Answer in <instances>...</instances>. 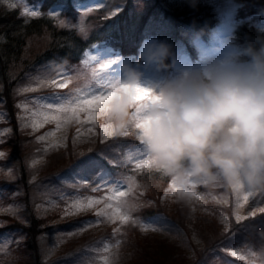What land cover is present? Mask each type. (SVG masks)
Returning <instances> with one entry per match:
<instances>
[{
    "label": "rangeland",
    "instance_id": "1",
    "mask_svg": "<svg viewBox=\"0 0 264 264\" xmlns=\"http://www.w3.org/2000/svg\"><path fill=\"white\" fill-rule=\"evenodd\" d=\"M174 1L209 3L214 9L218 25L209 38L207 48L201 47L200 42H194L193 51L184 52L187 56L178 52L179 57L172 64L170 75L162 74L154 62H146L141 58L140 54L145 51L142 46L138 54L142 61L134 62L135 57L108 58L110 51L96 45L83 54L78 64L63 68L53 62L41 64V60L35 61L51 42L47 30H36L35 34H29L24 40L20 56L7 71L6 82L0 84V153H3L0 157V264H25L22 258L28 254L17 250L25 237L20 231L7 227L10 219L26 223L25 194L31 212L39 218H47L51 227L66 221L72 223L62 233L42 237L39 244L41 264H53V261L55 264L71 263L72 255L65 262L60 260L59 263L58 259L81 242L87 244L85 258L75 263L73 261V264H104L106 258L109 264H189V261L195 260L197 251L202 253L233 223L237 225L236 231L229 240H223L215 246L216 256L222 258L223 254L225 258L234 257L244 264H264V212L260 211L264 209V192H251L249 195L247 190L237 192L223 185L210 187L198 184L192 190V197L181 198L169 187V177L164 176L163 186L161 174L151 167H134L135 161L143 155V145L132 128L128 129L126 137L116 135L104 140L102 127L109 122L98 110L91 112L95 121L90 119L87 111L79 112V120L73 117L67 123L64 120L71 113H49L60 116V128H57L56 121L45 123L35 131L31 126L34 120L42 122V114L48 112L46 105L56 97L64 98L57 102H67L78 95L94 91L100 80L109 83L122 81L126 62V67L137 72L140 68V86L158 91L163 83L181 73H208L218 64L240 60L242 53L231 44L232 32L239 23L237 6L232 0ZM41 2L0 0V6L15 9L28 20L33 17L24 15V9L40 12ZM104 2L74 0L72 12L67 6V10H64L61 5H57L49 7L45 13L48 12L61 26L74 27L84 37L83 21L86 14ZM121 5L113 7L112 13H116ZM53 8L56 9L55 13L52 12ZM76 10L78 15L75 14ZM250 16L245 23L256 30H264V19ZM73 19H76L75 23ZM101 64L107 67L98 71ZM52 81L56 84L53 85ZM61 83L67 86L58 87ZM24 88L35 90L22 92ZM18 104L26 107L18 108ZM9 115L14 118V123L10 121ZM25 123L28 127L23 126ZM14 124L25 141L22 145L18 141L17 151L7 149L9 140L14 137ZM52 132L55 136L48 135ZM41 136L45 139L40 140ZM53 143L60 146L53 147ZM22 148L26 149L24 156L21 154ZM129 155L133 157L131 162L128 160ZM33 160L40 163L30 167ZM88 161L98 162L107 171L105 179L110 183L97 188L101 180L97 178L96 168L86 166ZM73 164L75 173L61 177V181L58 171ZM114 165L118 167L116 175H109L114 169L108 166ZM24 184H27L26 190ZM113 188L127 192L123 199L132 208L130 220L123 224L119 218L109 219L116 207V201L109 199L113 196ZM245 195H249L247 201L243 199ZM89 200L99 203L80 211L72 207L77 201L87 204ZM101 210L106 215L97 216ZM151 210L154 212L151 217L144 215L145 211ZM238 216L244 219L238 221ZM261 234L263 243L259 242ZM132 246L134 251H131V259H121V256H126L123 254L125 251L130 253ZM209 253L215 255L213 250ZM218 263L222 264V261L211 258L205 264Z\"/></svg>",
    "mask_w": 264,
    "mask_h": 264
},
{
    "label": "clouds",
    "instance_id": "2",
    "mask_svg": "<svg viewBox=\"0 0 264 264\" xmlns=\"http://www.w3.org/2000/svg\"><path fill=\"white\" fill-rule=\"evenodd\" d=\"M142 47L141 58L157 69L174 62L165 42ZM242 53L247 60L181 73L158 91L140 86L141 74L128 67L113 82L103 116L118 133L133 129L150 167L169 177L181 198L198 184L264 192V45Z\"/></svg>",
    "mask_w": 264,
    "mask_h": 264
},
{
    "label": "trees",
    "instance_id": "3",
    "mask_svg": "<svg viewBox=\"0 0 264 264\" xmlns=\"http://www.w3.org/2000/svg\"><path fill=\"white\" fill-rule=\"evenodd\" d=\"M233 1L237 4V17L241 23H238L232 32V46L240 53H242L243 48L248 46L258 49L264 45V31H257L254 27L243 22V20L252 14H259L264 17V0ZM70 2L71 0H42L39 10L43 13L49 7L55 5H62V9L66 10V6L67 9L70 8ZM122 2V8L112 15H110V4H106L87 17V22L91 26V29L86 41L81 40L73 30L56 28L52 20L44 15L25 23L18 11L1 8L0 6V84L6 82L7 71L11 66L10 64L17 61L20 56L24 40L29 34H35L36 30H47L51 40L42 57L55 56L74 63L79 60L80 53L85 49L87 44L104 38L109 39L123 55L136 54L144 39L165 42L171 46V51L174 54L178 45L184 44L189 46L194 37L201 40V43L207 44L212 31L217 25L213 7L209 3H203L202 1L178 3L174 0H122ZM240 59H248V57L242 53ZM37 60L38 57L35 61L37 62ZM165 63L171 65V58L165 61ZM27 69L29 68L27 67ZM3 95H5L4 92ZM9 117L10 121L14 123V118L10 115ZM13 131L14 137L9 140V143L11 141H17V143H8L7 149L10 148L12 151H17L18 141L19 145L25 144L23 143L25 141H23V136H20L16 131L15 124ZM25 153L26 149L22 148V156ZM66 168L67 166L58 171L60 172L58 175L61 181L60 177L72 175L76 170L74 164ZM161 184L165 186V177L162 175ZM26 185L24 184L23 186L24 190H26ZM25 195L23 199L25 201V213L27 216L26 223L21 224L17 220L10 219L7 227L11 230L20 231L19 233L25 237L17 249L22 254H28L22 258L24 259V263L41 264L42 259L40 258L39 244L42 237L44 235L57 234L58 232L62 233L63 229L69 227L72 223L71 221H66L51 227L47 218H39L31 212L29 204L26 203L27 198ZM153 214L152 210L144 212V215H148V217H151ZM85 217H88V215ZM236 229L237 225L233 223L228 231L207 245L202 253H200V250L197 251L195 260L189 261L191 262L189 264H205L211 258L222 261V264H244V262L242 263L234 257L231 259L225 258L223 254H221L222 258H219L216 256L217 251L214 250L219 242L229 240ZM53 230L54 232L51 233ZM259 242L263 243V238H260ZM86 248V242L77 244L74 248H70L67 250V253L59 257L61 258L58 259L59 263L60 260H64L65 262V259L70 257V255H72L71 263L83 260ZM211 250L215 253L214 256L209 253ZM131 251H134L133 246L130 253H127V251L123 253L126 256H121V259L125 261L131 259ZM71 263L66 262L62 264ZM53 264H55L54 261Z\"/></svg>",
    "mask_w": 264,
    "mask_h": 264
},
{
    "label": "snow or ice",
    "instance_id": "4",
    "mask_svg": "<svg viewBox=\"0 0 264 264\" xmlns=\"http://www.w3.org/2000/svg\"><path fill=\"white\" fill-rule=\"evenodd\" d=\"M52 12L55 13L56 9L53 8ZM23 14L26 16L37 17L40 15V12L35 9L29 10L28 8H25ZM80 30L83 31V28H81ZM106 67L107 65L101 64L100 69H98V71H103ZM51 83L53 85L56 84L55 81H52ZM66 86H67L66 83H61L58 85V87L60 88H64ZM34 90L35 89H32V88H24L21 91L28 92V91H34ZM115 91L116 89L113 83H109L107 80H100L98 83V87L94 91H89V92L84 93L83 95H78L74 100H70L67 102H57V101H63L64 98L56 97L52 102L46 105L48 112L42 114L43 116L42 122L37 123L34 120L31 126L33 130L35 131L37 128L43 127L45 123L56 121L57 128H60L61 127L60 116L50 115L49 113H64V114L71 113V115L66 116L64 120V123H67L73 117L79 120V115H78L79 112L87 111L90 114V119L92 121H95V116L91 115V112L94 110H98L99 114L103 116L105 103L108 97L114 94ZM136 92H137V95H140V96L147 95V92L143 89H137ZM17 107L23 109L26 106L22 104H18ZM34 115L36 114L34 113ZM23 126L28 127V124L25 123ZM89 131L91 132L92 129H89ZM102 132H103L105 141H107L110 137H113L116 135L126 137L129 134L128 132L118 133L111 124H105L102 127ZM48 135L55 136V133L52 132V133H49ZM39 139L44 140L45 137L41 136L39 137ZM52 146L57 147L60 145L58 143H53ZM2 156H3V153H0V157ZM128 160L131 162L133 160V157L129 155ZM38 163H40V161L33 160L32 163L30 164V167H35ZM86 166L89 168L97 169V178L101 180V184L98 185L97 188L103 187L107 183H110V181L105 179L106 176L108 175L107 171L102 166H100L98 162L88 161ZM134 167L136 169H143L145 167H150L148 153L144 147H143V155L135 161ZM10 172L11 170H9V173ZM169 187L172 189L173 192L177 193V189L174 187L172 183L169 185ZM95 190L97 189H94V191ZM111 191L113 192V196L109 197V199H114L116 201V207L113 209V216L109 217V219L119 218L122 224L128 222L130 220V212L132 211V208L129 206L128 202L123 199L124 197L127 196V192L120 190L119 188H113ZM193 195H194L193 192H189L186 194V196L189 198L192 197ZM249 195H251V192H249ZM249 195H245L243 197L244 201H247L249 199ZM96 203H99V201L89 200L87 204L83 203L82 201H77L72 205V207L76 211H80L86 207H92V205ZM9 210H11V208ZM260 211L264 212V209H260ZM104 215H106V213L103 210H101L100 212H97V216H104ZM253 215H255V213H253ZM241 219H244V217H239V216L237 217L238 221ZM133 223H135V221H133ZM105 250H107V248ZM232 254L236 255V253H232ZM104 264H109V261L107 260V258L105 259Z\"/></svg>",
    "mask_w": 264,
    "mask_h": 264
},
{
    "label": "bare ground",
    "instance_id": "5",
    "mask_svg": "<svg viewBox=\"0 0 264 264\" xmlns=\"http://www.w3.org/2000/svg\"><path fill=\"white\" fill-rule=\"evenodd\" d=\"M262 31H264V30H262Z\"/></svg>",
    "mask_w": 264,
    "mask_h": 264
}]
</instances>
